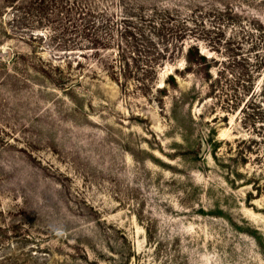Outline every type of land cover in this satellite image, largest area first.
Listing matches in <instances>:
<instances>
[{
  "label": "rangeland",
  "instance_id": "1",
  "mask_svg": "<svg viewBox=\"0 0 264 264\" xmlns=\"http://www.w3.org/2000/svg\"><path fill=\"white\" fill-rule=\"evenodd\" d=\"M34 1L0 0V264H264V0Z\"/></svg>",
  "mask_w": 264,
  "mask_h": 264
},
{
  "label": "trees",
  "instance_id": "2",
  "mask_svg": "<svg viewBox=\"0 0 264 264\" xmlns=\"http://www.w3.org/2000/svg\"><path fill=\"white\" fill-rule=\"evenodd\" d=\"M37 0H35L34 2H36ZM41 1V3H45L46 0H39ZM54 5H55V9L57 10V12L62 13L63 9H65V1L63 0H54ZM44 8V7H43ZM67 9V8H66ZM91 11L90 9L88 10H82L80 12V14H84V15H91ZM84 30H86L88 32L91 31L92 29H96L95 27V23L91 22V20H88V22H86V24L83 26ZM87 41L91 44V45H97L100 44L102 42V38L100 36H98L97 34H93V36H89V38H87ZM96 47V46H93ZM199 57V55H198Z\"/></svg>",
  "mask_w": 264,
  "mask_h": 264
},
{
  "label": "water",
  "instance_id": "3",
  "mask_svg": "<svg viewBox=\"0 0 264 264\" xmlns=\"http://www.w3.org/2000/svg\"><path fill=\"white\" fill-rule=\"evenodd\" d=\"M204 152H205V143L202 141L199 155H202Z\"/></svg>",
  "mask_w": 264,
  "mask_h": 264
}]
</instances>
